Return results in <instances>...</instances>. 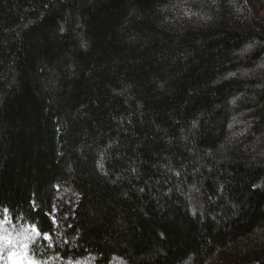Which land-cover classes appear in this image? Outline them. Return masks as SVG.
I'll list each match as a JSON object with an SVG mask.
<instances>
[{"label":"trees","instance_id":"obj_1","mask_svg":"<svg viewBox=\"0 0 264 264\" xmlns=\"http://www.w3.org/2000/svg\"><path fill=\"white\" fill-rule=\"evenodd\" d=\"M4 209L40 264H264V0H0Z\"/></svg>","mask_w":264,"mask_h":264},{"label":"snow or ice","instance_id":"obj_2","mask_svg":"<svg viewBox=\"0 0 264 264\" xmlns=\"http://www.w3.org/2000/svg\"><path fill=\"white\" fill-rule=\"evenodd\" d=\"M53 222L55 220L53 219ZM12 223L9 218L8 209H4V218L0 219V258H3L5 251L8 252L10 264H39L34 258V248L38 245L41 237L42 240H50L51 236L48 233L41 234L38 228H31V231L37 237V240L27 242L26 234L29 229L24 230V236L16 233L15 228L9 230L6 225Z\"/></svg>","mask_w":264,"mask_h":264},{"label":"rangeland","instance_id":"obj_3","mask_svg":"<svg viewBox=\"0 0 264 264\" xmlns=\"http://www.w3.org/2000/svg\"><path fill=\"white\" fill-rule=\"evenodd\" d=\"M27 229H29V231H28V233L26 234V236L28 237V239H29V235L30 236H33V235H35L32 231H31V228L32 227H26ZM25 228V229H26ZM35 228V227H34ZM24 232V231H23ZM20 234H22V238H23V236H24V233H22V232H19ZM62 235H59V237H61ZM27 242H28V240H27ZM0 264H10V260H9V255H8V252L7 251H5V253H4V256H3V258H0ZM40 264V263H39ZM67 264H92L91 262H88V261H79V262H76V263H71V262H69V263H67Z\"/></svg>","mask_w":264,"mask_h":264},{"label":"bare ground","instance_id":"obj_4","mask_svg":"<svg viewBox=\"0 0 264 264\" xmlns=\"http://www.w3.org/2000/svg\"><path fill=\"white\" fill-rule=\"evenodd\" d=\"M26 226V225H25Z\"/></svg>","mask_w":264,"mask_h":264}]
</instances>
